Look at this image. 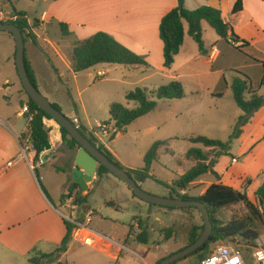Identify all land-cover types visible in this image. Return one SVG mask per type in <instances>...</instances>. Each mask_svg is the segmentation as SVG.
<instances>
[{
  "label": "crops",
  "instance_id": "0c3cea01",
  "mask_svg": "<svg viewBox=\"0 0 264 264\" xmlns=\"http://www.w3.org/2000/svg\"><path fill=\"white\" fill-rule=\"evenodd\" d=\"M40 1L41 3L48 4L47 9L43 10L39 17H29L25 11L17 9L13 4V0H10L12 11L25 13L30 27H33L31 22L33 23L34 20L39 21V26L31 29L36 36L37 44L33 46H30L28 43L25 44V57L34 73L39 92L41 89L54 95L57 92V85L63 83L66 76L72 79L77 78L76 75L79 73L73 72L68 51L75 41H83L98 32L110 35L134 54L144 58L149 65L148 67H135L131 69L136 71L139 68H144L145 71L141 72L142 75L154 72L148 77L137 80L134 83L133 89L139 87L149 92L143 83L150 81L154 76L169 78L170 82L185 80L193 87L189 95L185 94L181 100L157 101V105L151 113L155 110L172 108L174 106L172 102H178L181 105L190 102L192 107L188 113H193L192 111L198 107V99L201 97L203 89H206L212 97L222 99L227 96V92L223 93L216 90L221 81L225 83L228 90L229 88L231 89L232 81L241 76L233 72L239 68L229 70L232 75L230 80H227L223 74L227 67L233 65L236 54L241 52L235 51L231 45L229 46L226 41L219 38L215 33L211 35L212 37L209 40H206L205 31L202 28L204 52L201 53L192 38L188 35L185 23L184 41L179 53L175 56L170 69L163 67V44L159 38L158 27L161 19L176 7V0ZM235 1L184 0V7L190 11L196 10L201 6L215 8L220 11L221 18L226 23ZM32 4L36 6L38 0H33ZM242 6L243 10L239 23L235 28V34L240 40H249L248 37L239 32V25L245 22L250 31L255 33L256 37H261L262 39L264 29V0H242ZM34 9V7L31 8L30 13H34L35 15L36 10ZM50 21L64 23L71 36L60 38L58 32L55 33L53 28L47 27L48 32L52 34L51 38L48 36L41 38L37 33L40 30L46 32L45 26ZM7 36L14 50L7 57L5 64L0 67V69L3 68L8 71L4 77L0 75V264H29L28 260L32 256L53 253L60 246L66 234V226L59 212L71 209L72 211L69 210L71 213L76 209L64 208L65 205L62 207L61 205L64 203L61 200L69 192V188L73 183L71 170L74 168V159L79 149L74 153L65 147L63 148L59 126H53L51 125L52 121L45 120V126L49 124L51 128L49 134L50 148L48 149V153L51 156L49 161L37 172L41 178L40 181L30 170L25 160H16L21 150L19 138L22 134L26 135L28 130L24 118L20 115L21 109H15L14 113H12L7 107L11 105V98L13 96L18 99L21 108L25 105L23 97L19 94L20 81L14 64V41L10 35L7 34ZM53 39L57 40L59 44L55 45ZM254 45L252 42L249 43V47L245 51L254 48ZM178 58L184 59L183 64L179 70H173V66ZM105 71L108 74L110 69H106ZM97 74L101 76L106 75L104 71H98ZM243 76L248 78L250 74H243ZM151 92L154 91L151 90ZM126 93L128 92L126 91L124 96ZM257 95L261 96L259 90H257ZM68 96L71 98L69 94ZM2 97H4V100H2ZM231 97L233 99L232 95ZM246 98H249L247 94ZM191 99L194 100L191 101ZM174 112L176 113V111ZM242 115V112L241 114L237 113L234 115L233 128L238 118ZM20 117L23 120L22 123L18 119ZM73 117H76L80 125H82L75 104ZM173 119L176 121L177 116L175 115ZM173 119L163 117V114H161L158 118V124L160 126H172L174 125ZM90 132H93L98 138L97 133L93 130H90ZM98 139L125 169L137 170L143 168V158L147 151L144 152V155H142L138 162L134 163L124 160L120 154L115 152L110 147L111 143L108 141V137ZM233 141L228 151L223 153L225 157L221 159L217 156L218 152H213V149H200L206 156L208 153L210 154V156H207L208 161L206 163L218 178L211 172H208L204 175L211 176V179L205 181L201 179L204 176L202 175L189 186H203L206 184L202 192L203 195L207 187L220 183L238 192L245 193L248 199H250L248 192L252 189L254 190L253 197H255L256 190L264 183V106L249 118L248 122L241 128L239 137ZM162 151H167V149L160 150L159 155ZM185 154L184 160L191 162L192 168L196 164V161L193 159L187 160ZM233 159L236 160L235 163L232 161ZM10 162H12L11 165L6 166ZM150 175H152V171H150ZM95 179L96 181L92 185L87 184L88 190L82 192L83 196L87 195V192L90 194L93 187L99 182L118 186L110 175H104L101 179H98L95 174ZM144 183L145 181L137 184L143 185ZM159 185L171 191V186L168 184L161 183ZM77 192L78 190L74 191L73 194ZM181 192L179 191L180 194ZM183 192L185 194L188 193L187 189L183 190ZM82 208L84 210V218L86 219L92 211H90L88 204L87 208ZM133 223L128 226L129 229L127 228L126 234L134 225ZM81 234L83 233H73L70 243L77 241V238ZM105 247L108 250L113 249V247L107 244H105ZM108 250L102 249L101 252L105 251L104 253L110 256ZM110 257L115 259L113 255ZM58 262H61L60 258H58Z\"/></svg>",
  "mask_w": 264,
  "mask_h": 264
},
{
  "label": "rangeland",
  "instance_id": "374dc122",
  "mask_svg": "<svg viewBox=\"0 0 264 264\" xmlns=\"http://www.w3.org/2000/svg\"><path fill=\"white\" fill-rule=\"evenodd\" d=\"M32 1L33 0H13V4L17 9L25 11L29 17H39L41 12L47 9L48 4L41 3V1L38 0V4L33 6ZM33 7L35 8L34 10H36L35 15L34 13H30ZM47 27L46 24V32L40 30L39 33H37L41 38H45L46 36L51 38L52 34L48 32ZM202 28L203 31H205L206 40H209V38L212 37L211 35H214L213 30L205 22L202 23ZM239 32L249 38L248 41L246 40L247 42L255 44L254 48L248 49L244 53L236 54L233 65L227 67L223 74L227 80H230L232 76L229 71L232 68H239L233 71L234 73L240 75L250 74L248 79L252 88L254 90H259V94L264 97V85L258 88V83L264 77L261 66L264 62V29L262 39L261 37H256L255 33L251 32L249 27L245 25V22L239 25ZM53 42L55 45L59 44L57 40ZM27 43L30 46L34 45L31 39H27ZM13 50V45L9 42L7 34L0 32V67L5 64L7 57ZM183 61V58H178L173 66V70H179ZM106 69H110L108 74L105 71ZM98 71H104L106 75H98ZM143 71H145L144 68H139V70L135 71L124 66L100 65L77 74L76 79L66 76L67 80L64 79L63 83L57 85V92L54 95L41 89L40 93L51 104L55 103L60 108L62 114L69 119L72 118L75 104L82 126H84L86 130H89V132L93 130L97 133L98 138L101 139L105 137L101 133L103 130L107 132V137L113 133L114 124L109 116V106L111 104L119 103L128 109H134L136 107V103L127 102L125 100L124 93L126 91H133L134 83L137 80L148 77L154 73L148 72L142 75L141 72ZM7 72L6 69H0V75H2V77H4ZM168 79L169 78L166 77L159 78L154 76L153 79L144 82L143 85L148 88V93H150L151 90L155 91L159 87L167 85L168 82H170ZM179 82L182 84L184 93L189 95L193 90L191 84L185 80ZM203 87L207 88L205 86ZM216 90L223 93L227 92V96L222 99H217L208 94L206 89H203L202 95L198 99V107L196 110L192 111L193 113H188L192 107L190 102H186L183 105L178 104V102H172L174 103L172 108L155 110L153 113L137 119L126 128L125 132L117 133L114 139L110 141V147L120 154L124 160L135 163L140 160L144 152L147 151L154 142L168 141L169 146L167 147V151H162L160 153L159 160L152 165L151 171L152 175L158 181L172 187V182L183 175L192 166L191 162L184 160V154L191 148L205 150L202 145L191 143L189 138L203 136L209 139L219 140L223 143L229 141L230 144L235 140H230V136L234 130L233 118L235 114H241V111L233 102L231 89L229 88L227 90L223 81H221V84ZM216 90L215 92H217ZM19 94L26 103L27 96L20 84ZM3 98L4 97H2V100H4ZM11 100V105L7 106L8 110L12 113H14L15 109L20 110L21 106L18 99L13 96ZM193 100L194 99H191V101ZM174 111H176L177 114ZM161 114H163V117L169 119H173L176 115L177 120L175 121L173 119L174 125L172 126H160L158 124V118ZM18 119L21 123L23 122L21 117ZM97 123H100L101 126L105 125V128L96 127ZM51 125L54 126L56 124L52 121ZM46 128L50 134L51 128L49 124H47ZM174 138L176 139L174 140ZM214 151L218 152L217 150H213V152ZM208 155L210 156L209 153ZM217 156L220 159L225 157L223 153ZM109 175L118 186L116 187L113 184L110 185L105 182H99L93 187L87 198L89 209L92 211L88 227L92 231L103 234L105 237L118 244L115 248L113 247V249L110 250H108L107 247L104 248L106 251L108 250V254L110 256L113 255L115 259L106 255L104 253L105 251L101 252L102 249L84 246L78 241H74L69 243L66 252L60 255L62 263L156 264L160 260L187 247L188 235L191 228L203 225L197 209L186 208L168 210L163 207H150L137 198H133L129 189L122 182L111 174ZM201 179L207 181L211 179V176L204 175ZM205 186L206 184L203 186L191 185L187 188L188 193L185 195L197 198L202 195ZM139 187L145 193L155 197L168 198L171 194L170 189L168 190L151 180H146L145 183L139 185ZM174 189L177 190L176 188ZM253 192L254 190L252 189L248 192L250 195L249 201L257 209L258 205L256 198L253 197ZM108 203H112V206H108ZM69 210L71 209L66 211L68 216L76 219L80 223L86 224L82 207L76 208L74 212L71 213ZM250 216V212L243 204L220 209L215 214V218L224 224L232 221L246 220ZM135 218L136 220H134ZM137 220L141 221L143 226L147 228L149 236L147 245H141L135 242L134 237L138 235V233L133 232L132 229L128 230L126 234L128 226H130L132 222L136 224ZM253 225L254 229L257 231L261 232L263 230V226L259 220H255ZM167 229H170L171 232L166 238L164 230ZM223 243H227V241ZM195 260L194 257H190L176 264H195Z\"/></svg>",
  "mask_w": 264,
  "mask_h": 264
},
{
  "label": "trees",
  "instance_id": "16d2710c",
  "mask_svg": "<svg viewBox=\"0 0 264 264\" xmlns=\"http://www.w3.org/2000/svg\"><path fill=\"white\" fill-rule=\"evenodd\" d=\"M176 2V7L169 11L161 19L158 27L159 38L163 44L162 56L164 68L170 69L174 62L175 56L179 53L180 47L184 41V23L187 26L188 35L192 38L201 53L204 52L203 31L201 27L202 22L207 23L219 38L226 41L235 50L244 53L245 49L249 47L248 42L240 40V38L235 34V28L239 23L243 10L242 0L235 1L226 23L223 22L220 11L215 8L201 6L196 10L190 11L185 9L184 0H176ZM14 14V20L4 23L13 24L20 30L23 36L24 44L27 43V39H31L34 44H37L36 36L31 32V29L37 28L39 26V21L34 20L32 23L33 27H30L25 13L14 11ZM47 26L48 28H53L55 33L58 32L60 38H67L71 36L67 26L64 23H54L53 21H50L47 23ZM68 56L71 62L72 70L75 73L86 71L98 65H118L128 68L149 66L144 58L134 54L132 51L118 43L113 37L103 32H98L83 41H75L68 51ZM261 66L264 75V62L261 64ZM25 68L30 82L36 89H38L36 80L34 78V73L26 57ZM263 85L264 77L258 83V88L262 87ZM231 91L234 103L243 113V115L238 118L233 133L230 136V140L238 138L241 134V128L248 122L249 118L264 106V98L257 95V90L252 89L249 79L243 75H241L240 78L237 77L232 81ZM246 94L249 96V98H246ZM184 96L185 93L182 84L178 81L170 82L169 84L161 86L154 92L150 93H148L146 89L139 87L126 93L124 96L125 100L127 102L136 103L137 105L134 109L125 108L119 103L110 105L109 116L114 126L113 133L108 137V141L113 140L117 133L124 132L126 127H128L137 119L151 113L155 109L157 101L181 100L184 98ZM25 105L28 107L30 113L33 114L31 123L27 125L29 139L36 154H39L50 148L49 131L47 130L44 121L53 120L46 113L41 111L28 96ZM51 105L61 112L57 105ZM69 120L73 124L71 119ZM59 130L61 134L62 145L66 149L73 151L74 153L80 149L79 145L62 127H59ZM78 130L115 166L125 170L136 183L151 180L155 183L161 184V182L158 181L154 176L150 175V171L152 164L158 161L160 150L167 149L168 141L154 142L144 155L143 168L130 170L125 169L120 165V163L104 147L103 143L94 135L93 132H89L82 125L78 126ZM25 137V134L20 136V144ZM189 141L193 144H200L204 148L217 150L218 154L227 152L230 145L229 141L223 143L219 140H213L203 136L192 137L189 139ZM185 158L187 160H195L196 164L172 183L171 194L169 198L201 202L208 210L210 220L213 225L209 242L206 243L203 248L187 256L185 259L194 257L196 259L195 264H200L203 258L211 254L213 249L212 246H214L216 243L235 241L236 239H242L248 242L253 241L260 232L254 229V221L259 220L261 225L264 226V219H262L258 210V207L264 204V183L260 185L255 192V198L258 205L257 209L249 201L245 193L238 192L233 188L224 186L220 183L210 185L206 188L203 195L197 198L181 195L179 191L186 190L191 183L208 172H211L216 178H218V176L213 173L209 165L206 163L208 161L206 154L200 149L192 148L188 150L185 154ZM109 174L110 173L103 166H98L96 169V177L98 179H101L104 175ZM174 188H176L178 191ZM76 190H78V192L73 194V192ZM82 192L83 190L78 185H72L69 188V192L62 197L61 201L64 203L66 199L73 197L74 205L87 208V198L89 193L87 192V195L83 196ZM133 197L135 198V196ZM111 204L112 203H108V206H112ZM237 204H243L250 212L252 217L250 216L246 220L242 221H232L227 224L221 223L215 218V214L218 210ZM148 205L150 207H154L153 205ZM61 206H63V204ZM166 209L175 210L173 208ZM134 220H136V218ZM64 224L66 226V234L60 246L51 254H39L30 257L28 260L29 264H66L58 262V258H60L62 253L66 252L68 244L72 240L74 226L66 221H64ZM137 224L141 232L134 237V240L138 244L147 245L149 241L147 228L144 227L143 223L139 220H137ZM203 228V225L200 227L191 228L188 235V245L193 244L198 239L203 231ZM164 232L165 237L167 238L171 230L167 229L164 230ZM159 262L156 264H159ZM177 262L173 264H176Z\"/></svg>",
  "mask_w": 264,
  "mask_h": 264
},
{
  "label": "water",
  "instance_id": "95a60500",
  "mask_svg": "<svg viewBox=\"0 0 264 264\" xmlns=\"http://www.w3.org/2000/svg\"><path fill=\"white\" fill-rule=\"evenodd\" d=\"M0 32L12 36L15 47L14 64L21 87L33 103L44 113H46L57 126L62 127L69 136L79 145L80 149L74 159V168L71 170L72 185H78L83 191H87V184L96 181L95 174L98 166H103L107 171L122 182L138 200L157 207L173 209H197L203 222V231L198 239L184 249L171 254L162 259L159 264H173L187 256L195 253L209 242L213 225L206 207L198 201L180 200L178 198H160L149 195L142 191L139 185L129 176V174L115 166L102 152L98 150L59 110L34 87L28 78L25 68V44L20 30L13 24L0 22Z\"/></svg>",
  "mask_w": 264,
  "mask_h": 264
},
{
  "label": "built area",
  "instance_id": "2783aa9c",
  "mask_svg": "<svg viewBox=\"0 0 264 264\" xmlns=\"http://www.w3.org/2000/svg\"><path fill=\"white\" fill-rule=\"evenodd\" d=\"M14 19L15 14L14 11H12L10 0H0V22L4 23ZM20 115L24 118L27 125L31 123L33 114L30 113L26 105L22 106ZM71 121L78 129V126L80 125L78 119L73 117ZM96 127L103 129L105 128V125L101 126L100 123H97ZM28 133L29 131H27L26 137L20 144V155L16 160H25L28 163L30 170L37 177L38 181H40L41 178L37 172L47 163V161H49L51 155L48 153V150L36 154ZM101 133L103 136L107 137V132L105 130ZM232 161L234 163L236 162L234 159ZM11 163L12 162L8 163L6 166L11 165ZM181 194L185 195L183 191ZM73 200V197L66 199L63 204V206L65 205L64 208H77L78 206L74 205ZM258 210L262 219H264V204L260 205ZM59 214L64 221L69 222L74 226L72 234L76 232L83 233L77 238V241L80 244L98 249L106 248L105 244L110 245L111 247H116V245H118L104 235L89 229L88 224L90 223V214L85 219L86 224L80 223L76 219L68 216L66 211H60ZM131 229L138 234L141 232L137 223L134 224ZM200 264H264V226L263 230L259 232V235L253 241L248 242L242 239H236L235 241H227V243L215 244L211 254L203 258Z\"/></svg>",
  "mask_w": 264,
  "mask_h": 264
}]
</instances>
